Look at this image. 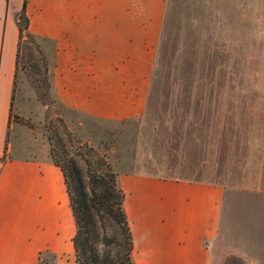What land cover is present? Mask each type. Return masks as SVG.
Listing matches in <instances>:
<instances>
[{"label": "crops", "instance_id": "0c3cea01", "mask_svg": "<svg viewBox=\"0 0 264 264\" xmlns=\"http://www.w3.org/2000/svg\"><path fill=\"white\" fill-rule=\"evenodd\" d=\"M24 0H0V264H80L64 175L49 157L5 155ZM167 0H26L47 39L51 90L88 118L146 104ZM255 183L119 171L134 264H264V154Z\"/></svg>", "mask_w": 264, "mask_h": 264}, {"label": "rangeland", "instance_id": "374dc122", "mask_svg": "<svg viewBox=\"0 0 264 264\" xmlns=\"http://www.w3.org/2000/svg\"><path fill=\"white\" fill-rule=\"evenodd\" d=\"M17 50L8 157L73 159L87 184L134 169L237 185L260 175L264 0H167L145 107L118 120L90 119L53 93L45 37L23 30ZM116 230L99 228L98 247L114 256Z\"/></svg>", "mask_w": 264, "mask_h": 264}, {"label": "trees", "instance_id": "16d2710c", "mask_svg": "<svg viewBox=\"0 0 264 264\" xmlns=\"http://www.w3.org/2000/svg\"><path fill=\"white\" fill-rule=\"evenodd\" d=\"M24 0L19 18L20 34L26 30L28 19L25 14ZM18 58V50L16 64ZM54 163L62 169L70 204L75 219L76 229L73 235V247L76 259L80 264H134L132 251V236L123 209V190L117 185L116 173L107 172L96 176H88V184L81 168L73 159L59 162L53 157ZM117 226L122 236V249L115 256L110 250L99 248V243L105 244V234L100 236L99 228ZM120 260V262H119ZM122 260V261H121Z\"/></svg>", "mask_w": 264, "mask_h": 264}]
</instances>
